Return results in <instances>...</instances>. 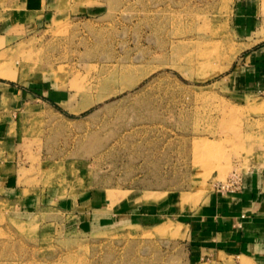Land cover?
Listing matches in <instances>:
<instances>
[{"label":"rangeland","instance_id":"obj_1","mask_svg":"<svg viewBox=\"0 0 264 264\" xmlns=\"http://www.w3.org/2000/svg\"><path fill=\"white\" fill-rule=\"evenodd\" d=\"M15 2L0 0V88L24 89L0 95V264H189L193 208L238 194L264 153V92L232 86L264 56V0ZM91 195L152 217L79 222Z\"/></svg>","mask_w":264,"mask_h":264},{"label":"crops","instance_id":"obj_2","mask_svg":"<svg viewBox=\"0 0 264 264\" xmlns=\"http://www.w3.org/2000/svg\"><path fill=\"white\" fill-rule=\"evenodd\" d=\"M35 1L19 0L15 5L29 8ZM13 23L0 19V50L13 41L10 32ZM232 86L244 91L264 92V56L251 55L248 63L234 76ZM23 90L14 86L0 88V95L7 97L9 94L10 99L19 104ZM101 200L98 195L86 197L79 222L143 225L152 217L151 203L137 200L135 196ZM202 203L193 208L189 215L191 219L184 223L188 227L189 264H264V153L251 163L238 194L210 193ZM176 212H179L178 216L184 215L178 208Z\"/></svg>","mask_w":264,"mask_h":264},{"label":"built area","instance_id":"obj_3","mask_svg":"<svg viewBox=\"0 0 264 264\" xmlns=\"http://www.w3.org/2000/svg\"><path fill=\"white\" fill-rule=\"evenodd\" d=\"M241 177L235 175V176H232L227 183H221V188L222 189H225V190H236V189H239L240 186H241Z\"/></svg>","mask_w":264,"mask_h":264}]
</instances>
